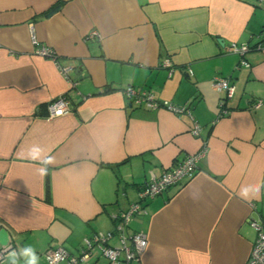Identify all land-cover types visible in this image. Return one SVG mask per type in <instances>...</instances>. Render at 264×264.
<instances>
[{"label": "crops", "instance_id": "1", "mask_svg": "<svg viewBox=\"0 0 264 264\" xmlns=\"http://www.w3.org/2000/svg\"><path fill=\"white\" fill-rule=\"evenodd\" d=\"M31 28L72 64L70 80L35 53ZM262 31L264 2L256 0H0L4 258L26 245L39 264L60 246L78 254L85 238L113 229L145 181L205 143L195 176L146 201L129 231L147 235L140 264H245L256 239L250 221L264 220V189L251 206L237 195L264 180ZM243 44L248 65L229 51ZM215 77L233 86L223 106ZM128 86L190 113L135 105ZM63 94L70 112L48 118L47 104ZM32 145L55 157L46 175L25 158ZM90 264L108 261L96 254Z\"/></svg>", "mask_w": 264, "mask_h": 264}, {"label": "built area", "instance_id": "2", "mask_svg": "<svg viewBox=\"0 0 264 264\" xmlns=\"http://www.w3.org/2000/svg\"><path fill=\"white\" fill-rule=\"evenodd\" d=\"M259 3L264 0H256ZM96 30H91L89 36H97ZM264 38V31H262ZM31 41L35 44V53L43 57H49L54 60L63 76L70 80V72L73 69L71 63H60L54 51L37 42L33 28H31ZM261 43L255 45V48H261ZM251 49L249 45H233L229 51L237 53L241 56L240 65H248L245 58L246 53ZM169 64L168 60H164L163 65ZM191 73V72H190ZM213 86L221 92L224 97L220 101L223 106L225 100L233 94V86L228 78L215 77ZM124 94L130 98L135 105L145 103L148 107L157 108L163 106L176 114L190 113V110L185 105H174L172 103L157 102L152 93L145 89H135L128 86L124 89ZM261 101H257L255 108L260 107ZM48 118L63 116L70 112L69 99L66 94L60 95L47 104ZM227 112V109L221 111V115ZM199 126L196 124L191 130L194 135L198 134ZM207 146L202 144L200 149L193 154L188 155L181 162H178L171 168L165 170L160 176L152 175L149 180L145 181L137 191V200L132 201L124 209L118 212L114 219V227L110 231L96 232L90 237L85 238L83 247L78 254H71L63 247H57L48 250L45 253L47 264H90L93 257L98 254L107 259L108 264H140L141 254L147 247V235L141 231H129V224L133 218L145 213L146 201L153 199L172 185L183 184L192 179L197 172V162L206 155ZM251 225L256 230V239L253 243L249 258L245 264H264V220L260 223L250 221ZM5 247H0V262L4 258ZM59 253V256H57Z\"/></svg>", "mask_w": 264, "mask_h": 264}, {"label": "clouds", "instance_id": "3", "mask_svg": "<svg viewBox=\"0 0 264 264\" xmlns=\"http://www.w3.org/2000/svg\"><path fill=\"white\" fill-rule=\"evenodd\" d=\"M25 158L40 165L38 171L41 175H46L49 166L55 163V157L50 154L46 155L38 145L29 147L25 153ZM262 189H264V180L255 184L242 185L237 195L247 205L251 206L252 201L260 197ZM4 259L5 264H20L21 260L23 264H39L40 257L32 245H26L19 249L9 250Z\"/></svg>", "mask_w": 264, "mask_h": 264}, {"label": "water", "instance_id": "4", "mask_svg": "<svg viewBox=\"0 0 264 264\" xmlns=\"http://www.w3.org/2000/svg\"><path fill=\"white\" fill-rule=\"evenodd\" d=\"M59 8H60V5H56V6H54L53 8H51V9L47 12L46 16L49 17L50 15H52L53 13H55Z\"/></svg>", "mask_w": 264, "mask_h": 264}, {"label": "trees", "instance_id": "5", "mask_svg": "<svg viewBox=\"0 0 264 264\" xmlns=\"http://www.w3.org/2000/svg\"><path fill=\"white\" fill-rule=\"evenodd\" d=\"M262 41H264V38H262Z\"/></svg>", "mask_w": 264, "mask_h": 264}, {"label": "rangeland", "instance_id": "6", "mask_svg": "<svg viewBox=\"0 0 264 264\" xmlns=\"http://www.w3.org/2000/svg\"><path fill=\"white\" fill-rule=\"evenodd\" d=\"M103 258H101V260H102ZM103 261V260H102Z\"/></svg>", "mask_w": 264, "mask_h": 264}]
</instances>
